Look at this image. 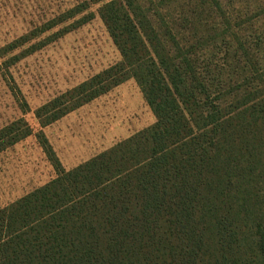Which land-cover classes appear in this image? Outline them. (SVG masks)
<instances>
[{"label": "trees", "instance_id": "trees-1", "mask_svg": "<svg viewBox=\"0 0 264 264\" xmlns=\"http://www.w3.org/2000/svg\"><path fill=\"white\" fill-rule=\"evenodd\" d=\"M178 10L174 20L167 0L98 9L120 61L36 108L35 120L48 127L132 79L155 122L69 170L39 132L55 177L0 209V264H264L259 52L246 42L232 65L215 50L226 13L211 0ZM212 13L221 24L198 30ZM31 134L23 118L3 126L0 154Z\"/></svg>", "mask_w": 264, "mask_h": 264}, {"label": "rangeland", "instance_id": "rangeland-1", "mask_svg": "<svg viewBox=\"0 0 264 264\" xmlns=\"http://www.w3.org/2000/svg\"><path fill=\"white\" fill-rule=\"evenodd\" d=\"M108 1L0 0V128L23 118L32 130L30 137L0 154V209L55 177L37 142L39 132L62 168L69 170L155 122L132 79L48 127L40 128L33 116L42 104L120 61L97 15ZM211 1L222 14L226 13L224 25L218 27L220 17L212 13L200 22L198 30L203 32L205 23L217 25L224 39L217 41L215 50L225 52L232 65V58L243 45L246 47V42L257 49L259 61L255 67L263 76L264 0ZM186 3L187 0H167L168 15L176 19L178 7ZM217 57L205 61L215 64ZM236 66L247 68L243 62ZM236 72L240 75L234 79L243 78L242 72ZM251 81L230 80L235 86ZM253 81L257 86L260 83ZM21 100L28 111L22 112ZM255 210V206L251 207L253 216L257 214ZM263 229V224L258 225L259 235Z\"/></svg>", "mask_w": 264, "mask_h": 264}]
</instances>
